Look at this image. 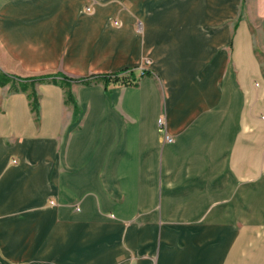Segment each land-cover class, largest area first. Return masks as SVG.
<instances>
[{
  "label": "crops",
  "instance_id": "1",
  "mask_svg": "<svg viewBox=\"0 0 264 264\" xmlns=\"http://www.w3.org/2000/svg\"><path fill=\"white\" fill-rule=\"evenodd\" d=\"M0 264H264V0H0Z\"/></svg>",
  "mask_w": 264,
  "mask_h": 264
},
{
  "label": "trees",
  "instance_id": "2",
  "mask_svg": "<svg viewBox=\"0 0 264 264\" xmlns=\"http://www.w3.org/2000/svg\"><path fill=\"white\" fill-rule=\"evenodd\" d=\"M146 75H147V71H144L143 72V76H146ZM120 76H125V77L123 79L121 78V80H120V78H119ZM140 78H137L135 76V70H132V69H124V70H121L119 72L110 73V74H92V75H90L88 77L77 78V79L70 78V77H67V76H64V75L61 76V79L67 84L70 83V82H85V81H87V83L89 84L90 83V82H88L89 80H91V81L101 80L104 83L105 87H107L109 84H114V85L115 84H122L124 86L136 87L139 84ZM46 79H47V77L35 78V79H32V80L36 81V82H41V81H44ZM65 93H66V101L67 102H72L73 97H72L71 92L70 91H66ZM36 104L37 103L35 102L34 106H33L34 109L36 108V106H35Z\"/></svg>",
  "mask_w": 264,
  "mask_h": 264
},
{
  "label": "rangeland",
  "instance_id": "3",
  "mask_svg": "<svg viewBox=\"0 0 264 264\" xmlns=\"http://www.w3.org/2000/svg\"><path fill=\"white\" fill-rule=\"evenodd\" d=\"M144 71H146V70H144V69H141V70H139L138 71V74L137 75H135L137 78H142V76L143 75H141V72L143 73ZM62 75H64V76H67V75H65V74H58V75H52V74H42V75H36V76H33V77H24L22 80H24V81H30L31 80V82H36V81H33L32 79H35V78H43V77H47V79L46 80H44L45 82H47V81H59V80H57V78H61V76ZM16 79H20L21 80V77H18V76H14ZM67 77H70V76H67ZM87 77V76H86ZM125 76H120L119 78H120V80H121V78L123 79ZM144 77V76H143ZM70 78H74V77H70ZM79 78H85V77H79ZM75 79H77V78H75ZM62 80V79H61ZM63 81V80H62ZM111 83V82H110ZM112 86V85H114V84H109V86ZM118 85H122V84H118ZM122 86H124V85H122ZM66 91H70L69 90V88L66 86ZM65 91V92H66ZM66 94V93H65ZM159 118H164V117H159ZM158 118V119H159ZM157 119V120H158Z\"/></svg>",
  "mask_w": 264,
  "mask_h": 264
},
{
  "label": "built area",
  "instance_id": "4",
  "mask_svg": "<svg viewBox=\"0 0 264 264\" xmlns=\"http://www.w3.org/2000/svg\"><path fill=\"white\" fill-rule=\"evenodd\" d=\"M86 11H90V8L88 7L86 9ZM141 75H143L142 72H141ZM157 128H158V132L163 135V140L165 143H172L173 142V138L166 131V124H165L164 118H159L157 120ZM49 204L52 205L53 202L49 201Z\"/></svg>",
  "mask_w": 264,
  "mask_h": 264
},
{
  "label": "bare ground",
  "instance_id": "5",
  "mask_svg": "<svg viewBox=\"0 0 264 264\" xmlns=\"http://www.w3.org/2000/svg\"><path fill=\"white\" fill-rule=\"evenodd\" d=\"M140 2V1H139ZM144 2V1H143ZM3 42V41H2Z\"/></svg>",
  "mask_w": 264,
  "mask_h": 264
}]
</instances>
